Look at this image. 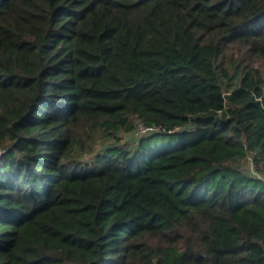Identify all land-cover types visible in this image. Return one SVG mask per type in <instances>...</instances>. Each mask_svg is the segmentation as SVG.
Masks as SVG:
<instances>
[{
	"label": "trees",
	"instance_id": "1",
	"mask_svg": "<svg viewBox=\"0 0 264 264\" xmlns=\"http://www.w3.org/2000/svg\"><path fill=\"white\" fill-rule=\"evenodd\" d=\"M246 156L264 0H0V264H264Z\"/></svg>",
	"mask_w": 264,
	"mask_h": 264
},
{
	"label": "rangeland",
	"instance_id": "2",
	"mask_svg": "<svg viewBox=\"0 0 264 264\" xmlns=\"http://www.w3.org/2000/svg\"><path fill=\"white\" fill-rule=\"evenodd\" d=\"M120 137H121V143H128L130 145H133L136 140L140 137V136H136L135 134V130L132 132H120L119 133ZM113 141L112 140H108L106 139L104 136H98V140L97 142L94 144V149L97 151H101L103 150L105 147H107L108 145L112 144ZM253 156H246L240 160H238L234 165L243 169L245 172L247 173H251V174H263L264 175V166H261V169H258V167L256 166L255 163H253Z\"/></svg>",
	"mask_w": 264,
	"mask_h": 264
},
{
	"label": "built area",
	"instance_id": "3",
	"mask_svg": "<svg viewBox=\"0 0 264 264\" xmlns=\"http://www.w3.org/2000/svg\"><path fill=\"white\" fill-rule=\"evenodd\" d=\"M161 130V127L160 126H156V125H153V126H147L145 125L144 123L142 122H139L137 124V127L135 129V134L136 136H142V135H146V134H149V133H152V132H157V131H160ZM254 163V162H253ZM259 180H262L264 181V175L263 174H254Z\"/></svg>",
	"mask_w": 264,
	"mask_h": 264
}]
</instances>
